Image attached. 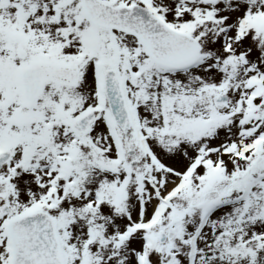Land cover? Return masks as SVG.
Masks as SVG:
<instances>
[{
  "label": "snow or ice",
  "instance_id": "6c2138e0",
  "mask_svg": "<svg viewBox=\"0 0 264 264\" xmlns=\"http://www.w3.org/2000/svg\"><path fill=\"white\" fill-rule=\"evenodd\" d=\"M0 264H264V0H0Z\"/></svg>",
  "mask_w": 264,
  "mask_h": 264
}]
</instances>
